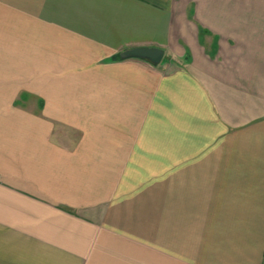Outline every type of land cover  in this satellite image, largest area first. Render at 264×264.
<instances>
[{
  "label": "crops",
  "instance_id": "1",
  "mask_svg": "<svg viewBox=\"0 0 264 264\" xmlns=\"http://www.w3.org/2000/svg\"><path fill=\"white\" fill-rule=\"evenodd\" d=\"M0 264H264V0H0Z\"/></svg>",
  "mask_w": 264,
  "mask_h": 264
},
{
  "label": "water",
  "instance_id": "2",
  "mask_svg": "<svg viewBox=\"0 0 264 264\" xmlns=\"http://www.w3.org/2000/svg\"><path fill=\"white\" fill-rule=\"evenodd\" d=\"M122 58L138 57L148 59L151 62L158 64L165 56V49L158 46H135L121 51Z\"/></svg>",
  "mask_w": 264,
  "mask_h": 264
},
{
  "label": "trees",
  "instance_id": "3",
  "mask_svg": "<svg viewBox=\"0 0 264 264\" xmlns=\"http://www.w3.org/2000/svg\"><path fill=\"white\" fill-rule=\"evenodd\" d=\"M121 56L120 55H117L115 57H113V59H117V58H120Z\"/></svg>",
  "mask_w": 264,
  "mask_h": 264
},
{
  "label": "rangeland",
  "instance_id": "4",
  "mask_svg": "<svg viewBox=\"0 0 264 264\" xmlns=\"http://www.w3.org/2000/svg\"><path fill=\"white\" fill-rule=\"evenodd\" d=\"M159 63H160V62H159ZM159 63H158V64H159ZM174 64H175V63H172V65H174Z\"/></svg>",
  "mask_w": 264,
  "mask_h": 264
}]
</instances>
